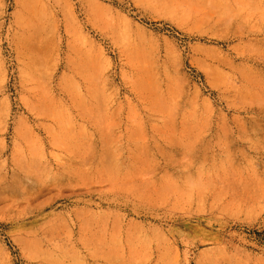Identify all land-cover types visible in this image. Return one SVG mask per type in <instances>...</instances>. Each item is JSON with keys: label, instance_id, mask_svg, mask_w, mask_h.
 <instances>
[{"label": "rangeland", "instance_id": "obj_1", "mask_svg": "<svg viewBox=\"0 0 264 264\" xmlns=\"http://www.w3.org/2000/svg\"><path fill=\"white\" fill-rule=\"evenodd\" d=\"M0 264H264V0H0Z\"/></svg>", "mask_w": 264, "mask_h": 264}]
</instances>
